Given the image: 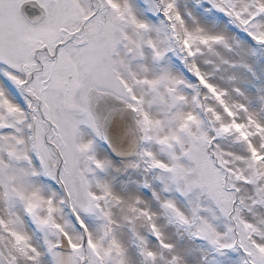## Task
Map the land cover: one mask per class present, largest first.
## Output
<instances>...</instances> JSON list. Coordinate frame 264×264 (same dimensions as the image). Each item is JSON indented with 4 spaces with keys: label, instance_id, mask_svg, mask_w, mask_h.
<instances>
[{
    "label": "snow or ice",
    "instance_id": "6c2138e0",
    "mask_svg": "<svg viewBox=\"0 0 264 264\" xmlns=\"http://www.w3.org/2000/svg\"><path fill=\"white\" fill-rule=\"evenodd\" d=\"M195 8L264 48V0ZM192 9L0 0V264H185L165 224L264 264V85L247 93L248 53ZM129 172L158 210L117 189Z\"/></svg>",
    "mask_w": 264,
    "mask_h": 264
},
{
    "label": "bare ground",
    "instance_id": "6f19581e",
    "mask_svg": "<svg viewBox=\"0 0 264 264\" xmlns=\"http://www.w3.org/2000/svg\"><path fill=\"white\" fill-rule=\"evenodd\" d=\"M179 2L180 7L183 9L185 5H187L190 9H192L193 0H177ZM196 9V8H195ZM195 9H192L195 11ZM205 16H203L201 13H198L195 11L196 15H198L202 21L213 30H223L231 37H234L235 40L241 45V48L244 49L247 53V60L248 63L251 65L253 72L255 73V76H253L251 73H248L244 70H238L237 75L240 77V79L243 81L242 87L247 91V93L250 96L255 95L256 88L264 85V48H261L260 52L256 53L260 46H257L251 39L243 32H241L239 29L235 28V26L231 25L228 22V18L224 17L223 14L216 12L215 10H204ZM220 20V23H216ZM255 106V105H253ZM119 139L116 137H113V144L117 147H119ZM107 146V145H106ZM103 154H106L109 158H115L119 157L116 155L111 149L107 147L106 151L102 152ZM130 180L131 183L127 185L126 187L129 190H138L140 195L148 200L151 204V207L153 210H158L157 205L154 201L151 200V190L150 189H144V188H136L135 181H139L140 177L137 173L131 172L130 173ZM124 181L122 180V183ZM119 190L120 188L117 187ZM161 223L163 224L164 221L161 220ZM165 234L168 236V238L176 244L177 251L183 258L185 264H205L203 261H201L198 258L197 249L195 244L190 242L189 240L182 239L181 237H184V234L180 233V231H177L176 229L167 226L165 224ZM150 236V235H148ZM182 239V240H181ZM153 243L155 242L153 238L150 239Z\"/></svg>",
    "mask_w": 264,
    "mask_h": 264
},
{
    "label": "rangeland",
    "instance_id": "374dc122",
    "mask_svg": "<svg viewBox=\"0 0 264 264\" xmlns=\"http://www.w3.org/2000/svg\"><path fill=\"white\" fill-rule=\"evenodd\" d=\"M137 0H134V3H136ZM140 3H143V0H139ZM178 5H182L179 2H177ZM196 12L201 13L203 16H205L207 18V16L205 15V12L203 11V9H199L196 8L195 9ZM146 15H148L150 18H152L153 22H158V20L155 17H151V13H147ZM217 24L220 23V20L218 19V21L216 22ZM219 25V24H218ZM261 47L258 49V51H256V53L260 52ZM175 59V58H173ZM176 70L180 71L182 73L185 74L186 78L189 80H193V78L190 77L189 74H187L186 72H184L183 66L179 65L178 62H176ZM98 148L101 152L106 151L107 150V146L100 143L98 145ZM111 160L117 162V164H119L121 158L120 157H115V158H110ZM130 173H113V175H115L117 177V181H116V187L121 188V186H127L131 183L130 180ZM122 180L124 181L122 183ZM158 187V185H157ZM177 200V203L180 207L182 208H186L187 204L186 202L183 200V198L176 196L175 197ZM180 233H182V235L184 234V237H181L183 240H189L190 242H192L193 244H195L196 246V251H197V256L198 258L203 261L205 264H235L236 261H238L239 256L237 253L233 252V253H229L228 254V260L224 261L222 260V258L217 257L213 251L208 247V245L206 243H204L203 241L200 240H193L190 239L187 234L183 233L182 231H180ZM152 237L148 236V239L150 240ZM181 239V240H182Z\"/></svg>",
    "mask_w": 264,
    "mask_h": 264
}]
</instances>
